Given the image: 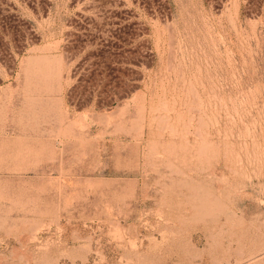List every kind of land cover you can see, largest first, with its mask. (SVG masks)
Returning a JSON list of instances; mask_svg holds the SVG:
<instances>
[{"label": "rangeland", "instance_id": "obj_1", "mask_svg": "<svg viewBox=\"0 0 264 264\" xmlns=\"http://www.w3.org/2000/svg\"><path fill=\"white\" fill-rule=\"evenodd\" d=\"M0 264H264V0H0Z\"/></svg>", "mask_w": 264, "mask_h": 264}]
</instances>
